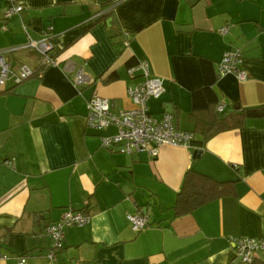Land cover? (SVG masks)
Here are the masks:
<instances>
[{"label":"crops","instance_id":"crops-1","mask_svg":"<svg viewBox=\"0 0 264 264\" xmlns=\"http://www.w3.org/2000/svg\"><path fill=\"white\" fill-rule=\"evenodd\" d=\"M17 1L22 10L5 17L0 0V51L19 47L6 53L12 71L26 65L34 74L0 87V264H242L230 237L264 240V116L238 126L231 118L201 146L165 144L156 156L101 146L116 128L87 129L85 116L94 92L115 114L134 106L127 87L142 76L127 73L131 60L147 61L162 79L149 113L170 109L194 139L216 116L264 105V0ZM29 38L47 40L56 64L22 47ZM229 48L242 52L246 79L219 75ZM79 68L91 82L76 87ZM189 169L232 181L234 194L175 216ZM67 209L90 219L65 228L49 261L45 228ZM137 211L149 220L140 232L126 219ZM254 264H264V250Z\"/></svg>","mask_w":264,"mask_h":264},{"label":"built area","instance_id":"built-area-1","mask_svg":"<svg viewBox=\"0 0 264 264\" xmlns=\"http://www.w3.org/2000/svg\"><path fill=\"white\" fill-rule=\"evenodd\" d=\"M22 10V5L17 0H7L5 17H10ZM229 25H225L218 30V33L225 35ZM127 45L128 43L125 42ZM25 48H32L42 56L43 65L56 64L55 57L52 55V46L45 40L28 39ZM19 47L9 49L16 50ZM9 51H0V87L8 80L18 84L33 75V70L26 65H22L17 72L12 71L11 64L6 57ZM244 59L239 48L227 49L220 61L217 63L219 75L234 74L239 79H246L248 74L243 65ZM134 72H139L142 80L135 85L127 87V95L133 101L134 106L115 114L110 111L109 100L98 96L95 92L88 102V111L85 116L87 129L101 131L108 127H115L113 135L105 136L101 139V146L111 148L115 145L120 146V151L125 154H134L147 151L152 156H156L160 146L168 144L173 146H192L194 135L190 131L179 130L173 123L171 112L165 111L160 118L153 116L148 111L147 101L151 98H158L164 91L162 79L155 76L150 71L147 61L141 60L129 66L127 73L134 76ZM73 85L80 87L87 82V76L83 68H79L71 77ZM218 112H223L224 104L219 103L216 107ZM10 164V160H5ZM90 219V215L82 210L67 209L62 217L57 221L51 222L45 228L46 234L52 241V247L46 253L49 261L55 260L56 251L62 249L65 228L69 226H83ZM126 219L131 230L140 232L144 230L148 223L147 215L142 211L129 213ZM235 252L242 264H251L256 254L264 250V240L250 238L246 236L230 237ZM25 257L19 258V264H24Z\"/></svg>","mask_w":264,"mask_h":264},{"label":"trees","instance_id":"trees-1","mask_svg":"<svg viewBox=\"0 0 264 264\" xmlns=\"http://www.w3.org/2000/svg\"><path fill=\"white\" fill-rule=\"evenodd\" d=\"M52 55L54 54L52 53ZM136 63V61L133 62L131 60L127 65L129 67ZM197 94L198 92H193V103ZM194 108H196L195 105ZM261 116H264V105L254 108H241L222 117L216 116L207 122L206 125H202L199 130L202 139H193V142L201 146L206 139L213 136L218 131L230 128L231 124H228L227 120L231 118L236 119L235 123L238 126L241 125L247 117ZM233 194L234 183L232 181H217L207 175L189 169L184 174L181 189L177 193L173 205L174 215L182 216L191 213L212 200ZM251 264H254V261Z\"/></svg>","mask_w":264,"mask_h":264},{"label":"water","instance_id":"water-1","mask_svg":"<svg viewBox=\"0 0 264 264\" xmlns=\"http://www.w3.org/2000/svg\"><path fill=\"white\" fill-rule=\"evenodd\" d=\"M237 109H239V105H233V107H232V109L230 110V112L233 111V110H237ZM167 111L170 112L171 110L168 109Z\"/></svg>","mask_w":264,"mask_h":264}]
</instances>
